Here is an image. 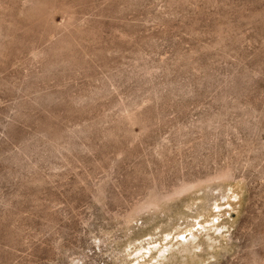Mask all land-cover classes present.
<instances>
[{
  "label": "rangeland",
  "instance_id": "1",
  "mask_svg": "<svg viewBox=\"0 0 264 264\" xmlns=\"http://www.w3.org/2000/svg\"><path fill=\"white\" fill-rule=\"evenodd\" d=\"M0 264H264V0H0Z\"/></svg>",
  "mask_w": 264,
  "mask_h": 264
}]
</instances>
